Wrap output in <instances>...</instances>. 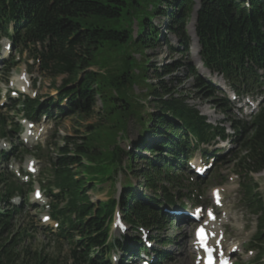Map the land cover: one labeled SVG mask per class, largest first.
<instances>
[{"label":"trees","instance_id":"trees-1","mask_svg":"<svg viewBox=\"0 0 264 264\" xmlns=\"http://www.w3.org/2000/svg\"><path fill=\"white\" fill-rule=\"evenodd\" d=\"M196 5L199 10L195 37L197 35L199 40V57L204 67L222 74L236 90L261 93L264 85V0H0V37L10 36L15 43L26 46L39 43L41 50L36 47L34 50L42 70L53 80L65 77L57 87L58 100L69 101L64 114L75 117L77 123L95 114L100 119L85 125L86 132L82 136L77 130L74 137H65V144L58 147L59 156L52 159L61 196L70 197V210L77 215L73 226L80 239L75 241V248H71L68 261L61 262L29 247L20 248L25 241V230L21 227L6 239L4 234L12 231L13 219L21 213L13 207L0 213V264H97L92 259L95 252L109 253L123 246L122 241L110 242L118 207H121L124 221L130 225L129 241L135 247L141 244L139 226L161 231L171 224L161 206L174 204L186 188L183 176L177 172L184 171L188 153L196 143L225 135L223 129L210 125L186 96L164 86L163 78L172 73L178 63L154 66L153 74L158 82L149 81L150 59L145 51L163 40V34L153 23L156 15L168 18L167 30L189 49L186 19ZM129 14L138 19L136 38L123 25V19ZM10 26L13 35L9 33ZM130 43H134L142 59L128 61L122 68L109 67L111 58L104 62L106 66L99 64L108 52ZM95 67L98 70L91 69ZM190 73L195 76L199 88L215 95V87L199 74L196 64L191 65ZM136 85L146 89L141 96L134 93ZM148 96L156 110L148 112L145 119L142 115L145 104L140 97ZM97 97L101 98L102 106L95 110ZM36 105L33 103L31 107ZM220 105L226 109L224 100ZM132 118L142 125L143 134L152 132L163 138L154 142L143 140L144 145L138 146L151 153L152 158L137 171L135 163L145 158L129 153L118 142L126 134ZM122 130L124 134H120ZM239 141L240 153H243L239 158L240 166L250 178V173L264 170V106L253 124L247 125V132ZM102 144L107 146L106 151L102 150ZM102 161L107 162V167H102ZM105 169V182L114 184L118 173L124 171L139 178V186L148 194H134L133 183L128 177L127 183L122 182L124 195L120 202L110 198L95 204L88 195L90 180L101 182ZM87 172L94 176L93 179L86 175ZM5 181L0 176V185ZM256 188L250 181L245 196L260 214L262 235L264 199L255 192ZM13 193V190L6 191L4 200L8 201ZM78 246L85 250H78ZM160 253L165 256L164 252Z\"/></svg>","mask_w":264,"mask_h":264},{"label":"rangeland","instance_id":"rangeland-1","mask_svg":"<svg viewBox=\"0 0 264 264\" xmlns=\"http://www.w3.org/2000/svg\"><path fill=\"white\" fill-rule=\"evenodd\" d=\"M248 7V5H247ZM152 9V7H149ZM164 11H166L165 6L162 7ZM199 10V5H196L195 8L192 10V13L189 14V17L186 19V33L189 36V49H186L180 42V39L174 35V33L169 32L166 28L168 23V18L164 16L156 15L153 19V23L156 25L157 30L163 34V40L157 44L155 48H148L145 53L150 59L149 63V71H148V79L151 83H157V79L154 77L153 69L154 66H164V65H175L178 63V67L173 70L172 73L165 76L163 78L164 86L175 89L178 92L182 93L184 96L188 98V101L191 105L197 107L200 113L207 117L208 121L212 124H219L224 125L227 128L229 134H233L229 139L224 142H219L213 148H209V151H212L215 148H219L221 150L222 158L221 162L215 164L214 168L211 170L209 175L207 176V180H213L211 177L212 173L214 175V171H218L219 175L226 180L223 183L213 184L215 182L208 181L205 184L200 185L201 190L203 191V196L201 197L202 201L210 200L211 199V190L213 187L222 185L226 186V199L228 210L232 219L230 220V225L227 227L229 236L234 239V242L239 240H243L245 238H250L254 236L256 232V218L248 214V211L245 210L243 205L239 203L240 199V192H239V181L240 179H232L234 175L237 174L235 170L237 169L236 163L240 156L243 155L241 152V145L237 142H234L235 139L234 131L232 130V126L234 122L241 120L244 116L243 112L237 111L239 107L243 106V101L232 105L225 109L221 106V99L222 98H230L232 89L228 87L223 79L216 75H209L205 73V70L200 68L201 74H203L207 79L212 80L218 87H220L221 91L225 93L222 94L221 92L214 96L209 95L208 91L199 88L196 83L195 76L190 73V67L192 64L198 65V59L196 55V46L197 40L195 41L194 37L192 36L191 32L194 29L195 32V24L197 20V12ZM123 25L132 31L133 38L137 37V32L139 30L138 19L136 16L129 14L123 19ZM196 38V37H195ZM6 40H3L5 43ZM168 42V45L166 44ZM173 48L175 50H173ZM29 52L20 53V50H17L15 47L12 49V55L17 57H21L20 66L15 68L12 67L10 71H8L3 63L0 67V90H3L7 84L11 80L14 82L17 81L19 75L18 72L24 69L25 66L29 67L32 64V61L28 59ZM0 56L4 61L11 62L10 58L11 55H8L4 51L0 49ZM107 58L109 60V67L113 68H122L127 64L128 61H139L142 59V54L139 52L138 49L134 46V43H130L128 45L121 46L118 50H113L106 54V57H102L99 61V64L104 66ZM28 62V63H27ZM105 62V63H104ZM10 66V64H8ZM199 66V65H198ZM200 67V66H199ZM32 78H36L37 80V94L42 98L43 107L47 105V103L52 100V98H57L58 92L57 87L63 83L64 76L58 77L56 80H53L51 77L48 76L46 72H43L39 69V65L34 64L32 66ZM92 70H98V68H91ZM104 71V70H103ZM145 87L142 85L134 86V93L137 95L142 94L145 92ZM141 103L145 104V109L142 112V115L145 119L148 118V112H154L156 107L154 106L153 102H150L151 97H140ZM223 101V100H222ZM67 106V105H64ZM102 106V101L100 97H97V106L95 110ZM225 109V110H224ZM4 110V109H3ZM55 114L58 112L56 107L51 109ZM5 112V111H3ZM17 118V117H15ZM50 120V119H49ZM99 119L98 115L90 116L88 119H85L82 122L77 123L75 117H62L57 118L51 122V125L54 130L50 133L49 142L54 143L57 142L59 145L58 147H62L65 144V137L72 136L74 137L75 134L77 135V130L80 132V136H82L86 132L85 125L96 123ZM120 134H124V131H120ZM163 139L162 137L155 136L152 132L143 134L142 125L137 122L135 118L129 120L128 123V130L126 134L118 139L119 145L121 148L125 149L129 153H137L141 157L145 159H139L138 162L135 163L136 171L141 169L145 162L148 159L152 158V154L145 149H139L138 146H143V140L147 142H154ZM6 141L10 144L12 148V143L10 138L6 139ZM137 147V148H136ZM57 147L53 145L50 149V155L56 157L57 156ZM102 150L106 151L107 146L102 144ZM101 150V149H100ZM48 154V149L46 150ZM194 157H200V151L194 153ZM30 158H35L34 154H27L26 152H19V157H17L16 162L20 165L25 166L27 161ZM41 168H45L46 157L44 155L37 156ZM127 160V159H126ZM102 167H107V162L102 161ZM106 164V165H104ZM125 160L123 166H125ZM102 171V181L97 182L96 180H90L91 184L89 185V193L91 200L98 204L99 202L108 201L110 198H115L121 201V198L124 195V190L122 189V182L127 183L128 177L131 178L130 182L133 183V193L140 195L145 192L143 188L139 186L138 182L140 179L134 178L133 174H126L124 171H120L117 175V180L114 184L112 182H105V177L107 174V169ZM88 172L86 173V175ZM86 175H84L86 177ZM91 179L94 176L88 174ZM87 175V176H88ZM254 181L258 184V191L264 194V171L258 174H254ZM88 177V178H89ZM83 178V176H81ZM216 181V179H215ZM201 191V193H202ZM0 194H2L0 192ZM150 194V193H149ZM30 213L28 215L23 214L13 219L14 227L11 232L5 233L4 237L6 239L9 238L10 234L17 231V228L21 225L22 227L27 225V219L29 222L33 223L34 230L32 233L29 231L28 234H33V237L26 238L25 241L22 243L20 248H27L29 247L34 252H41L44 255H51L54 256L57 260L61 262H66L70 258V249L69 246L66 244H62L61 240H59L56 236H54L51 231H49L46 227H43L41 222V216L45 211L36 210L34 208L29 209ZM172 217V226L167 231H163L160 233L153 232L152 235H158L160 237L165 236H174V242L169 244L166 247L167 252L169 253L170 260L167 261L165 264H194V254L190 255V251L188 250L189 247H192V226L188 223H180L176 221L175 216ZM240 226V228H239ZM245 226L246 230L241 232V227ZM129 234H126V237H129ZM114 241H122L125 238H121V233L117 230H114ZM11 239V238H10ZM126 241V239H125ZM157 248H161V244H157ZM192 250V248H191ZM119 256V255H118ZM140 257L132 255L130 260L127 261V264H140Z\"/></svg>","mask_w":264,"mask_h":264},{"label":"bare ground","instance_id":"bare-ground-1","mask_svg":"<svg viewBox=\"0 0 264 264\" xmlns=\"http://www.w3.org/2000/svg\"><path fill=\"white\" fill-rule=\"evenodd\" d=\"M191 34H192V36L194 37V39H195V41H196L194 29H192ZM196 43H197V42H196Z\"/></svg>","mask_w":264,"mask_h":264},{"label":"snow or ice","instance_id":"snow-or-ice-1","mask_svg":"<svg viewBox=\"0 0 264 264\" xmlns=\"http://www.w3.org/2000/svg\"><path fill=\"white\" fill-rule=\"evenodd\" d=\"M200 232H201V233L204 232L203 228L200 229ZM209 251L211 252V249H209ZM210 264H211V261H210Z\"/></svg>","mask_w":264,"mask_h":264}]
</instances>
